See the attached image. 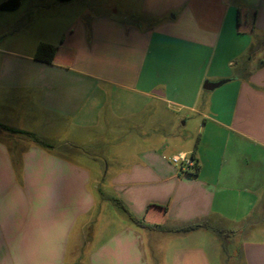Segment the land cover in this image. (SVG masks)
I'll return each instance as SVG.
<instances>
[{
    "label": "crops",
    "instance_id": "0c3cea01",
    "mask_svg": "<svg viewBox=\"0 0 264 264\" xmlns=\"http://www.w3.org/2000/svg\"><path fill=\"white\" fill-rule=\"evenodd\" d=\"M144 3L135 24L84 11L52 63L20 60L0 47V108L11 109L9 90L29 89L36 124L45 114L66 128L88 129L110 97L125 99L130 116L155 105L192 112L202 137L193 167L179 170L154 149L132 155L138 162L116 177L114 197L101 192L102 200L119 199L133 216L166 229L204 226L148 230L149 244L170 246H162L158 264H218L222 242L240 264H264V60L245 77L235 74L233 61L250 49V38L264 36V0ZM204 91L210 94L202 107ZM8 120L0 115L1 125L19 129ZM179 154L189 152L172 157ZM195 166L198 174L189 175ZM93 177L54 145L0 127V264H151L128 217L105 236L112 221L100 211L98 229L88 233L98 205L91 182L103 190ZM151 183L157 189L144 190ZM248 227L249 240L236 243Z\"/></svg>",
    "mask_w": 264,
    "mask_h": 264
},
{
    "label": "rangeland",
    "instance_id": "374dc122",
    "mask_svg": "<svg viewBox=\"0 0 264 264\" xmlns=\"http://www.w3.org/2000/svg\"><path fill=\"white\" fill-rule=\"evenodd\" d=\"M1 1L3 0H0V3ZM144 5V0H25L20 9L13 11L0 9V47L22 55L20 60H31L30 57L35 59L39 44L59 45L69 32L71 25L82 16L84 11H88L91 15L109 14L124 22L135 24L143 19ZM250 40V49L243 56L233 58L236 63L235 74L242 77H245L249 70L252 72L258 68L264 60V36L252 37ZM9 91L11 92L8 93L11 95V109L4 110L1 107L0 115L2 113L10 115L11 120L8 121L11 125L33 133L76 162L89 166L94 174L93 178L102 186L103 190L99 191L97 185L91 182L98 203L94 209L93 220L88 227V233L91 234L100 225L98 219L100 211H105L107 214L106 221H112L105 236L118 230V218L128 217L116 203L110 201L111 198L108 200L110 202L102 200L101 192L114 197L116 177L121 171L130 170L135 162H138L132 159V155H140L154 149L157 154L172 164L174 153L178 154L180 150L188 151V158H192L201 143V132L199 123L195 122V115L175 104L170 105V109L166 105L150 106L148 113L130 116L128 113L132 108L125 106V99L110 97L105 110L99 116L98 124L88 129L77 126L66 128L59 125L61 122L52 121L50 116L45 114H43L44 122L41 124L31 120L29 111L32 90ZM208 94L210 93L204 91L200 106H204ZM27 140L34 142L28 138ZM163 146L165 149H162ZM176 166L180 170L182 165L176 164ZM142 186L147 191H153L152 188L157 189V185L153 186L152 183ZM103 202L107 204L104 206ZM130 223L140 232L138 242L140 249L144 251V257L151 264H158L165 255L161 250L169 249V243L162 240L161 246L158 242L149 244L146 235L149 229L131 221ZM157 225L164 226V223ZM248 229L249 227L238 236L236 243L242 244L249 240L251 232ZM223 243L218 264H240L241 259L231 255L233 251L230 246L226 247L228 251L223 250L225 249ZM80 260H82L81 257L76 258V262Z\"/></svg>",
    "mask_w": 264,
    "mask_h": 264
},
{
    "label": "trees",
    "instance_id": "16d2710c",
    "mask_svg": "<svg viewBox=\"0 0 264 264\" xmlns=\"http://www.w3.org/2000/svg\"><path fill=\"white\" fill-rule=\"evenodd\" d=\"M22 1L23 0H7L0 5V9L3 11L16 10L21 6ZM62 1H70V0H62ZM240 15H241V10L238 13L239 19L241 17ZM59 50H60V47L57 45H52L49 43H41L38 45V48H37V51L35 54V59L37 61H41V62H45V63H52L54 61V59L56 58V55H57ZM0 127L12 135H18L21 137H25V138L33 140L34 142L38 143L39 145H41L43 147L52 148L51 144H49L46 141H43L42 139L38 138L37 136H35L31 132L10 128L8 126H4L1 124H0ZM198 170H199V168L197 166H195V171H189L188 174L191 176H195L198 174ZM112 201L114 203H116L127 214L128 218L131 222H133L134 224H136L140 227L149 229L151 231H158L159 230V231L169 232V233H188V232H192V231H195L199 228L204 227L203 225H190V226H186V227L178 228V229H166L163 226H159L157 224H155V225L148 224L144 220L138 219L137 217L133 216L128 211L126 206L122 203V201H120L119 199H113Z\"/></svg>",
    "mask_w": 264,
    "mask_h": 264
},
{
    "label": "built area",
    "instance_id": "2783aa9c",
    "mask_svg": "<svg viewBox=\"0 0 264 264\" xmlns=\"http://www.w3.org/2000/svg\"><path fill=\"white\" fill-rule=\"evenodd\" d=\"M174 164H181L182 167H193L194 161L191 158H188L185 154H179L172 158Z\"/></svg>",
    "mask_w": 264,
    "mask_h": 264
},
{
    "label": "water",
    "instance_id": "95a60500",
    "mask_svg": "<svg viewBox=\"0 0 264 264\" xmlns=\"http://www.w3.org/2000/svg\"><path fill=\"white\" fill-rule=\"evenodd\" d=\"M227 81L228 80H224V81H220V82H207L204 86V89L207 91H212V90L222 86Z\"/></svg>",
    "mask_w": 264,
    "mask_h": 264
}]
</instances>
